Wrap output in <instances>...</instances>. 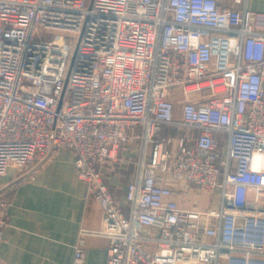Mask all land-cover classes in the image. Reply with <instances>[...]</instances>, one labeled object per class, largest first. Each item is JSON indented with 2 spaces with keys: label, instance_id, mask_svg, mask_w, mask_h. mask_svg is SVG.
Segmentation results:
<instances>
[{
  "label": "built area",
  "instance_id": "built-area-1",
  "mask_svg": "<svg viewBox=\"0 0 264 264\" xmlns=\"http://www.w3.org/2000/svg\"><path fill=\"white\" fill-rule=\"evenodd\" d=\"M59 148L101 206L106 264H264V13L247 0H0V176L13 173L0 243L13 192ZM128 164L119 199L108 178ZM186 193L219 205L184 207ZM85 254L82 235L74 264Z\"/></svg>",
  "mask_w": 264,
  "mask_h": 264
},
{
  "label": "crops",
  "instance_id": "crops-1",
  "mask_svg": "<svg viewBox=\"0 0 264 264\" xmlns=\"http://www.w3.org/2000/svg\"><path fill=\"white\" fill-rule=\"evenodd\" d=\"M247 7L264 13V0H247ZM131 173L128 164L109 175V185L119 199L124 197ZM12 176V171L1 175L0 184ZM199 195L209 198L203 193L176 194V198L184 207H198L193 197ZM205 204L202 209L211 208ZM101 216L100 204L78 176L74 154L59 148L34 179L23 181L13 192L8 208L10 224L0 243V264H74L75 245L82 235L86 252L83 264H106L109 239L96 233L101 228Z\"/></svg>",
  "mask_w": 264,
  "mask_h": 264
},
{
  "label": "rangeland",
  "instance_id": "rangeland-1",
  "mask_svg": "<svg viewBox=\"0 0 264 264\" xmlns=\"http://www.w3.org/2000/svg\"><path fill=\"white\" fill-rule=\"evenodd\" d=\"M219 200H220V197H219L218 193L211 195V197L209 196L208 199L204 198L203 195H199L198 197H193V201L196 202V204L198 205L199 208H203L202 206L205 203L210 204L211 206H209V207L215 208L219 205ZM198 207H196V208H198Z\"/></svg>",
  "mask_w": 264,
  "mask_h": 264
}]
</instances>
